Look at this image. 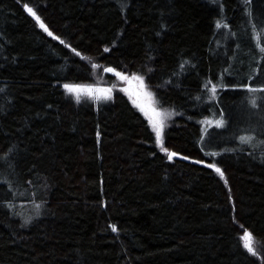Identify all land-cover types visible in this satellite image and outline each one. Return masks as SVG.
<instances>
[{
  "label": "trees",
  "instance_id": "1",
  "mask_svg": "<svg viewBox=\"0 0 264 264\" xmlns=\"http://www.w3.org/2000/svg\"><path fill=\"white\" fill-rule=\"evenodd\" d=\"M0 264H264V0H0Z\"/></svg>",
  "mask_w": 264,
  "mask_h": 264
},
{
  "label": "rangeland",
  "instance_id": "2",
  "mask_svg": "<svg viewBox=\"0 0 264 264\" xmlns=\"http://www.w3.org/2000/svg\"><path fill=\"white\" fill-rule=\"evenodd\" d=\"M133 79L136 82V86L141 91V97L143 98L145 102L144 106L141 104V101L139 98L134 97L132 90L128 86H126V84L123 85L122 89L128 94V96L130 97L134 105H136V107L139 108L146 115V117L150 121V125L154 129H157L159 127L161 130L163 124H165L166 119H167L166 110L158 106V103L156 102L153 94L145 86L143 80L140 77L133 76ZM258 88H259V85H254V84L250 85V90H255ZM79 91L84 93L86 98H92L93 94L95 93L96 97L99 98V100L101 101L107 100L109 93H110V89L108 90L105 88L96 89L94 93L92 90H89V89L79 90ZM252 93H255V91H252ZM145 107H148L149 109L153 111V116L148 113ZM217 121H222V124L219 126H223L225 125L226 119L223 115H219L217 117H211L203 121V126L207 128V126H210V125H217ZM204 133L205 134L207 133V129H204Z\"/></svg>",
  "mask_w": 264,
  "mask_h": 264
},
{
  "label": "snow or ice",
  "instance_id": "3",
  "mask_svg": "<svg viewBox=\"0 0 264 264\" xmlns=\"http://www.w3.org/2000/svg\"><path fill=\"white\" fill-rule=\"evenodd\" d=\"M26 11L36 19L37 23L39 24V26H40L44 31L48 32V29H47L46 25L42 22V20L40 19V17L37 15V13H36L32 8H29V7L26 6ZM48 34H49V35H52L51 32H48ZM107 71H111V69H107ZM65 87H66L70 92L78 91V89L71 88V87H69L68 85H65ZM212 90L215 91L214 88H213ZM221 124H222V121H217V125H218V126L221 125ZM156 136H157V143H158V144L162 143V141H161V131H160V128H159V127L156 129ZM241 139H242V141H248V140L251 139V137H242ZM173 155H175V153H169V159H171ZM216 171H217L218 173H220L221 176H223V173L221 172V170H220L219 168H217ZM241 239L245 242V243H244V247H245L250 253L255 254L254 249H253V247H252V234H251L250 232H248L247 230H245L244 235H243V237H241Z\"/></svg>",
  "mask_w": 264,
  "mask_h": 264
},
{
  "label": "water",
  "instance_id": "4",
  "mask_svg": "<svg viewBox=\"0 0 264 264\" xmlns=\"http://www.w3.org/2000/svg\"><path fill=\"white\" fill-rule=\"evenodd\" d=\"M106 69H111V68L107 67ZM110 72L115 73L116 76H118L121 80H124L126 86H128L132 90L134 97L135 98H139L140 101H141V104L143 106L145 105V102H144L143 98L141 97V91L136 86V82H135V80L133 79L132 76H128V75H126L124 73H121V72H118V71H115V70H112V69H111ZM145 108L148 111V113L153 116V111L151 109H149L148 107H145Z\"/></svg>",
  "mask_w": 264,
  "mask_h": 264
}]
</instances>
